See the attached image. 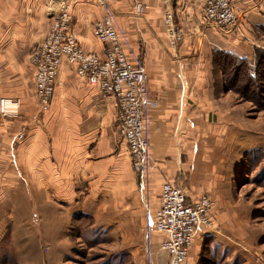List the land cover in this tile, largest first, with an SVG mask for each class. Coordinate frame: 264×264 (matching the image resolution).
Listing matches in <instances>:
<instances>
[{"label": "crops", "instance_id": "1", "mask_svg": "<svg viewBox=\"0 0 264 264\" xmlns=\"http://www.w3.org/2000/svg\"><path fill=\"white\" fill-rule=\"evenodd\" d=\"M66 1L72 4V28L79 42L87 51L103 54L105 45L94 33L105 13L98 0H0V98L10 96L21 101V127L26 131L18 150L26 173L22 179L30 190L28 202L34 205L33 211L47 221V233L64 235L62 242L67 244L76 215L85 212L96 216V224H107L113 234H121L126 243L132 226L140 224L143 217L138 198L132 194L119 201L123 211L110 216L115 188L129 186L133 169L129 147L116 124L115 100L105 98L97 86L80 78L74 67V77L63 72L68 65L64 63L52 112L40 114L30 54L43 41ZM109 1L140 50L150 77L155 102L151 111L156 160L152 186L156 189L166 181L185 183L188 175L190 182L195 181L196 170L207 163L205 145L198 142L203 139V129H210L215 117L217 123L226 126L240 123L236 113L242 107L227 91L214 94L210 79L203 77L209 75L210 67H205L196 53L215 49L253 61L256 49L264 48V0H233L241 27L257 36L247 39L236 30L209 25L204 0H173L175 22L187 31L176 50L169 45L164 29V4L158 0ZM135 2L146 5L141 17L136 15ZM202 63L205 68H201ZM49 121L56 124L51 131ZM205 192L194 195L188 190V202ZM157 193L156 201L150 204L152 210L160 205L161 190ZM97 209L106 210V218L98 216Z\"/></svg>", "mask_w": 264, "mask_h": 264}, {"label": "rangeland", "instance_id": "2", "mask_svg": "<svg viewBox=\"0 0 264 264\" xmlns=\"http://www.w3.org/2000/svg\"><path fill=\"white\" fill-rule=\"evenodd\" d=\"M136 5L135 2V9ZM236 15L235 24L225 29L238 31L244 39L257 38L241 27L243 22L237 10ZM196 54L206 63L205 67H210L209 75L203 77L210 79L214 94L220 96L227 91L242 107L236 113L240 123L226 126L223 122L217 123L215 117L210 129H203L200 134L203 139L198 142L205 145L207 163L196 170L192 184L190 175L185 183H177L194 195L207 191L205 193H209L215 203L214 225L202 228L185 264H264V100H258L244 80L238 82L241 92L229 90L233 74L231 68L222 72L219 50L203 53L200 50ZM250 63H254V59ZM202 66L203 63L201 68H205ZM64 71L70 77L75 76L70 65H65ZM51 112L52 109L41 110L40 114ZM22 116L21 111L17 117L0 115V264H148L146 214L162 187L155 189L151 183L156 160L144 179V186L132 165L129 186L115 188L110 216L112 212L123 211L119 201L132 194L138 198L143 217L140 224L132 226L126 243L121 234H113L109 225L96 224V216L81 212L76 215L71 235L64 245V235L50 236L44 228L47 221L41 219L33 211L34 205L28 202L30 190L23 183L22 173H26L19 162L18 151L26 138V131L21 127ZM54 126L56 124L48 122L49 131ZM19 133L24 134L23 138L18 137ZM151 153L153 156L152 141ZM103 210L96 212L106 218L107 211L101 212ZM155 239L154 263L169 264L167 252L161 250L159 239Z\"/></svg>", "mask_w": 264, "mask_h": 264}, {"label": "built area", "instance_id": "3", "mask_svg": "<svg viewBox=\"0 0 264 264\" xmlns=\"http://www.w3.org/2000/svg\"><path fill=\"white\" fill-rule=\"evenodd\" d=\"M104 8L103 17L95 25V35L105 45L103 54L87 51L79 42L72 23L74 13L70 2H63L51 27L30 54L35 68L36 96L43 112L51 110L57 81L64 63L74 67L76 74L94 86L102 95L115 100L116 122L126 141L133 168L144 179L152 171L155 160L151 153V111L155 102L151 96L150 77L141 53L118 19L109 0H98ZM165 5L164 24L173 47L186 35L178 28L172 8L173 0H158ZM146 5L138 2L137 15L144 14ZM204 16L209 25L228 28L237 20L233 0H204ZM21 111L18 98H0V115L17 117ZM19 133L18 137L23 138ZM188 193L176 183L166 181L161 187L160 205L146 214V256L155 264L153 252L158 246L167 252L169 264H185L193 243L203 227L214 225V200L209 193L188 202Z\"/></svg>", "mask_w": 264, "mask_h": 264}, {"label": "trees", "instance_id": "4", "mask_svg": "<svg viewBox=\"0 0 264 264\" xmlns=\"http://www.w3.org/2000/svg\"><path fill=\"white\" fill-rule=\"evenodd\" d=\"M222 56V72H228V69L232 70L231 85H229V90H236L241 92V86L238 82L244 80L248 82L256 98L259 100H264V50L256 49L254 63L246 59H241L234 54L219 50ZM264 108V107H263Z\"/></svg>", "mask_w": 264, "mask_h": 264}]
</instances>
